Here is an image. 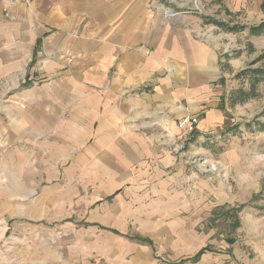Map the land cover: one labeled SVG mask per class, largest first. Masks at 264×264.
Wrapping results in <instances>:
<instances>
[{
	"label": "crops",
	"instance_id": "0c3cea01",
	"mask_svg": "<svg viewBox=\"0 0 264 264\" xmlns=\"http://www.w3.org/2000/svg\"><path fill=\"white\" fill-rule=\"evenodd\" d=\"M168 17L153 0H0V264H248L183 207L177 119L218 127L229 73L208 32ZM72 186L91 194L66 255L35 222L70 218Z\"/></svg>",
	"mask_w": 264,
	"mask_h": 264
},
{
	"label": "rangeland",
	"instance_id": "374dc122",
	"mask_svg": "<svg viewBox=\"0 0 264 264\" xmlns=\"http://www.w3.org/2000/svg\"><path fill=\"white\" fill-rule=\"evenodd\" d=\"M153 1L166 18L165 10L171 9L168 18H191L208 32L229 73L222 96L223 122L180 139L183 207L197 211L195 229L206 247L233 245L248 264H264V72L260 69L264 68V30L257 34L250 30L264 21V7L235 10L228 0ZM255 68L260 71H252ZM62 172L65 179L73 176L71 171ZM74 183L71 180L70 185ZM78 189L65 190L70 206L65 212L69 211L70 218L35 222L48 232L38 237L66 255L78 253L77 229L87 226L81 202L91 193ZM125 236L146 240L138 234Z\"/></svg>",
	"mask_w": 264,
	"mask_h": 264
},
{
	"label": "built area",
	"instance_id": "2783aa9c",
	"mask_svg": "<svg viewBox=\"0 0 264 264\" xmlns=\"http://www.w3.org/2000/svg\"><path fill=\"white\" fill-rule=\"evenodd\" d=\"M6 15H8V13ZM166 15L168 14L166 13ZM197 122H198L197 116L191 114H186L180 117L179 119H177V125L179 127V130H181V134H179V138H184L185 135L189 133H193L196 130Z\"/></svg>",
	"mask_w": 264,
	"mask_h": 264
},
{
	"label": "trees",
	"instance_id": "16d2710c",
	"mask_svg": "<svg viewBox=\"0 0 264 264\" xmlns=\"http://www.w3.org/2000/svg\"><path fill=\"white\" fill-rule=\"evenodd\" d=\"M262 6L264 7V1H263ZM250 30L252 32L256 33V34L259 33V32H262L264 30V21L260 22V24H258L257 26L250 27ZM260 69L262 70L261 73H263L264 72V68H260ZM252 71L257 73L260 70L255 68Z\"/></svg>",
	"mask_w": 264,
	"mask_h": 264
}]
</instances>
